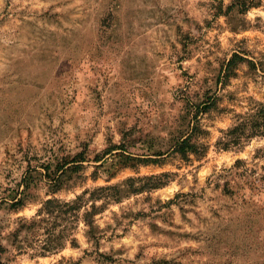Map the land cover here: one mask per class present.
Returning a JSON list of instances; mask_svg holds the SVG:
<instances>
[{"label":"rangeland","instance_id":"obj_1","mask_svg":"<svg viewBox=\"0 0 264 264\" xmlns=\"http://www.w3.org/2000/svg\"><path fill=\"white\" fill-rule=\"evenodd\" d=\"M263 106L264 0H0V264H264Z\"/></svg>","mask_w":264,"mask_h":264},{"label":"trees","instance_id":"obj_2","mask_svg":"<svg viewBox=\"0 0 264 264\" xmlns=\"http://www.w3.org/2000/svg\"><path fill=\"white\" fill-rule=\"evenodd\" d=\"M237 58H241V57L237 56L234 60H232V64L236 61ZM229 65H230V67L232 66L231 65V62H230ZM227 70H230L229 67H228ZM212 105H213L212 101L211 102L206 101V102H203L202 105H200L198 107V109L199 108H202V109H204V111H206V110L210 109L212 107ZM260 113L264 115V106H263V109L260 111ZM251 127L252 128L255 127V122L252 123V126ZM244 129H245V126H242L241 128H235L234 130H232L230 132V134H228L232 138V140H234V141H232L233 143H235V139L236 138H237V141L239 140L240 133H243L244 132ZM190 141H191V138L190 137H187L186 139L178 140V142L176 144L175 150L178 149L180 152H185V153H188V152L192 151L193 147L190 146L191 145L190 144ZM193 152H198V151H193ZM77 162L78 161H76V158H73L70 162H67V163H64V164H66V166H67L69 164H75ZM63 165H61V166H63ZM74 166H75L74 168H76V169L80 168L79 165H74ZM59 170H60V167H58L57 170H56L57 172L56 171L53 172L52 175H50L49 172L46 175V177L48 178V182L54 186V190L55 189L58 190L59 187H60V184H61V181H60V178H61L60 174L61 173L60 172L58 173ZM23 182H24L25 190H27V188H29V186H30V181L27 179V177H25L23 179ZM27 196L28 195L26 194V192L25 191L24 192L22 191L19 194V197L15 198L13 200V203H11V207L13 209H19V208L24 207L25 201L27 199ZM47 205H49L50 207L51 206L52 207H55L56 202L55 201H47Z\"/></svg>","mask_w":264,"mask_h":264}]
</instances>
